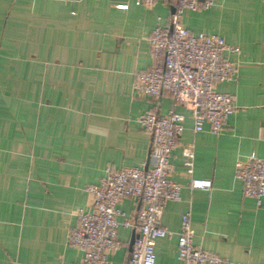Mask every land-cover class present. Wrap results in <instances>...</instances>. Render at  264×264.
Instances as JSON below:
<instances>
[{"label": "crops", "instance_id": "0c3cea01", "mask_svg": "<svg viewBox=\"0 0 264 264\" xmlns=\"http://www.w3.org/2000/svg\"><path fill=\"white\" fill-rule=\"evenodd\" d=\"M175 11L174 0H0V264H83L69 239L78 211L91 206L87 188L109 168L152 167L151 137L138 123L147 111L186 118L171 158L181 200L167 202L161 225L178 233L190 213L196 247L264 264V198H246L235 177L238 161L264 158V0H216L181 19L193 35H218L237 50L226 54L237 79L216 85L236 107L218 135L195 134L191 112L170 94L134 92L137 75L154 65L153 30ZM191 145L192 177L183 157ZM192 179L213 188L193 190ZM141 207L125 200L122 219ZM133 234L120 228L122 248L109 264L129 263ZM177 244L159 239L156 264H183Z\"/></svg>", "mask_w": 264, "mask_h": 264}, {"label": "built area", "instance_id": "2783aa9c", "mask_svg": "<svg viewBox=\"0 0 264 264\" xmlns=\"http://www.w3.org/2000/svg\"><path fill=\"white\" fill-rule=\"evenodd\" d=\"M163 0H135L137 6L152 7ZM176 11L168 23L157 26L149 44L154 65L137 75L134 92L150 99L164 93L172 96L174 107H185L192 114L194 132L206 130L218 135L225 130L236 110L230 94L216 90L218 83L237 79L238 68L227 59L237 52L218 35H193L182 24L185 12L206 11L216 0H174ZM126 9L128 5H119ZM185 116L172 111L162 117L147 111L138 123L151 137L148 169H108L97 186H89L92 197L88 210L77 213L78 225L70 234L69 244L83 252V264H109V257L122 248L120 228L132 229L138 235L128 264H156L159 239L177 237V256L183 264H234L219 255L194 245L190 213L182 218L176 233L161 225L166 204L180 201L182 186L173 182L172 154L185 128ZM186 173L192 177L195 165L194 146L183 150ZM235 177L243 183L244 196L260 205L264 198V158L252 154L235 166ZM193 190L211 191V181L192 179ZM136 200L141 208L133 219H122L121 204Z\"/></svg>", "mask_w": 264, "mask_h": 264}, {"label": "water", "instance_id": "95a60500", "mask_svg": "<svg viewBox=\"0 0 264 264\" xmlns=\"http://www.w3.org/2000/svg\"><path fill=\"white\" fill-rule=\"evenodd\" d=\"M149 168V164L147 166V169ZM138 238V235H136V232L134 231V234H133V237H132V240L130 242V251L132 252L133 251V246H134V243H135V240Z\"/></svg>", "mask_w": 264, "mask_h": 264}]
</instances>
